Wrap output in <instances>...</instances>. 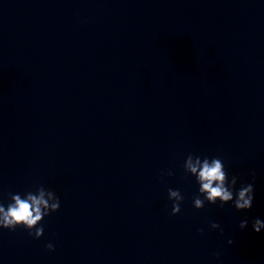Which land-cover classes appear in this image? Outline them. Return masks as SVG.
I'll list each match as a JSON object with an SVG mask.
<instances>
[{"label":"clouds","instance_id":"9594fccd","mask_svg":"<svg viewBox=\"0 0 264 264\" xmlns=\"http://www.w3.org/2000/svg\"><path fill=\"white\" fill-rule=\"evenodd\" d=\"M184 170L187 174L194 176L199 185L198 194L193 198V206L197 210L203 208L205 202L211 205H217L219 202L218 206L221 208L225 204L231 203L238 212H247L252 208L255 198L253 183L242 184L238 190L234 191L238 177L232 175L229 179L225 165L219 157L201 159L200 156L190 153L186 157ZM167 175L172 176L173 173L169 171ZM9 195L11 202L6 207L0 204V228L15 231L16 228L23 227L35 239L42 237L44 228L38 225H41L44 217L59 210V197L43 186L39 187L35 194L29 191L23 196L20 193ZM168 199L173 201L170 215L179 214L181 203L184 200L180 190L169 188ZM247 226V219L242 220L239 224L241 230ZM210 228L220 229L221 233L223 232L221 225L216 222L211 223ZM252 229L256 233L261 232L264 229V221L259 218L254 219ZM203 231V229H198L201 234ZM232 243L233 241L229 239L228 244ZM46 248L49 251H54V245L51 243H48ZM215 255L218 256V254Z\"/></svg>","mask_w":264,"mask_h":264}]
</instances>
